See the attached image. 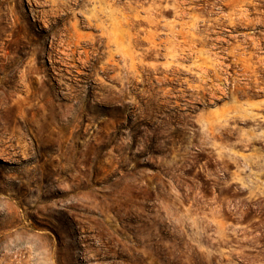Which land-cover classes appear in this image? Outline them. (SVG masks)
Listing matches in <instances>:
<instances>
[{
	"label": "rangeland",
	"instance_id": "374dc122",
	"mask_svg": "<svg viewBox=\"0 0 264 264\" xmlns=\"http://www.w3.org/2000/svg\"><path fill=\"white\" fill-rule=\"evenodd\" d=\"M77 1L0 0V264H264V0Z\"/></svg>",
	"mask_w": 264,
	"mask_h": 264
},
{
	"label": "bare ground",
	"instance_id": "6f19581e",
	"mask_svg": "<svg viewBox=\"0 0 264 264\" xmlns=\"http://www.w3.org/2000/svg\"><path fill=\"white\" fill-rule=\"evenodd\" d=\"M66 1H61V0H53L55 2V7L57 8H63L67 6ZM87 4V0H78L77 3L75 4L76 7L84 8ZM108 11L104 10H97V8H94L91 11L90 17H86V20L84 21L88 26V28H91L96 31H101L103 33H106L107 36H103L102 38H91V36H84L80 34L77 30V25L76 23L74 25H71L67 28V36H70L72 39H75L78 43L79 46L84 48V46L87 47H93L99 52V55L96 56V59L94 61V66H96L98 63H101L102 60L106 56L110 57H115L113 56V48H115L116 53L124 54L126 58V62L128 60H132L133 56L129 53V50L127 48V39H129V36L126 32L123 30H120L119 34H115L114 32V17H113V12L111 10V6L107 5ZM104 14L103 17H105V20H102L101 14ZM123 21L126 23L128 21V17L126 16L123 17ZM110 29V30H109ZM70 38V39H71ZM73 41V40H72ZM74 42V41H73ZM77 45V44H76ZM77 46V47H79ZM85 53H88V51L85 49ZM113 65L108 64V66L105 67L104 71L105 72H111L113 71V68L110 66ZM0 159L7 161L5 156L0 153ZM1 240H5V234L2 235ZM4 263V262H3Z\"/></svg>",
	"mask_w": 264,
	"mask_h": 264
}]
</instances>
